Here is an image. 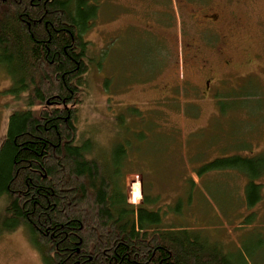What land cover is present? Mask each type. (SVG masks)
Masks as SVG:
<instances>
[{
    "label": "trees",
    "instance_id": "16d2710c",
    "mask_svg": "<svg viewBox=\"0 0 264 264\" xmlns=\"http://www.w3.org/2000/svg\"><path fill=\"white\" fill-rule=\"evenodd\" d=\"M98 8L88 0H0V71L23 107L9 115L0 146V237L26 229L44 264H264L261 232L259 248L243 243L228 251L189 226L187 206L197 193L192 177L184 178L187 193L175 204L162 208L151 193H144L140 205L128 202L125 185L119 186L127 177L123 168L146 144L143 131L152 129L116 142L109 162L92 138L80 140L78 108L91 61L85 34ZM227 93L218 102L223 119H230V110L237 109L230 105L238 99L256 100L243 85ZM234 145L238 154L200 161L195 173L200 179L237 172L245 180L244 207L253 210L264 199V153L243 152L253 146L245 135ZM201 148L194 147L191 159H199ZM255 220L246 215L242 225Z\"/></svg>",
    "mask_w": 264,
    "mask_h": 264
},
{
    "label": "rangeland",
    "instance_id": "374dc122",
    "mask_svg": "<svg viewBox=\"0 0 264 264\" xmlns=\"http://www.w3.org/2000/svg\"><path fill=\"white\" fill-rule=\"evenodd\" d=\"M185 1L88 0L89 5L99 6V13L85 34L91 61L87 91L78 108L79 138H92L97 153L109 162L116 142L125 140L128 133L152 129V133L143 131L146 144L128 157L129 164L123 168L127 177L120 179L119 186L125 185L128 202L140 205L144 193H151L159 197L162 208L175 204L187 193L184 178L192 177L197 193L187 206L189 226L201 229L228 251L242 249L243 243L259 248L260 232L264 239V199L250 210L243 203L245 180L237 172L211 173L199 179L195 169L211 158L238 154L234 143L242 135L253 145L243 152L264 153V0L191 1L207 11L219 7L232 24L227 55L234 66L228 69L222 65L224 57L202 39L204 31L213 40L222 32L216 30L217 25L203 30L191 18ZM196 42L214 69L200 77L194 74L200 62L189 52ZM10 84L8 75L0 71V146L9 115L23 108L8 92ZM240 85L245 92L256 93V100L238 99L230 105L237 109L229 107L230 119L221 118L219 100ZM120 117L124 123L118 122ZM198 133V138L193 137ZM198 144L206 149L199 150V159H191ZM213 144L215 148L208 149ZM260 183L264 194V177ZM250 214L256 220L243 226ZM261 250L254 254L255 261L262 256ZM0 264L44 263L27 230L19 229L0 237Z\"/></svg>",
    "mask_w": 264,
    "mask_h": 264
},
{
    "label": "flooded vegetation",
    "instance_id": "af4514ba",
    "mask_svg": "<svg viewBox=\"0 0 264 264\" xmlns=\"http://www.w3.org/2000/svg\"><path fill=\"white\" fill-rule=\"evenodd\" d=\"M191 1L193 2L194 0L185 1V6L189 9L191 18H193V20L197 22L203 30L206 29L207 26L214 27L215 25H217L216 30L219 29L220 32H222V35H219L220 39L217 38L216 40L215 38V40H213L212 35L204 31V34L202 35L203 44L206 45L209 49H214L215 52L219 54V56L224 57V62L222 63V65L227 69L231 68L232 66H234V60L231 56L227 55V52L230 44L232 43V24L225 18L224 12L219 7L208 8L207 11L206 9H204V7H197L195 4L191 5ZM221 27H223L222 30ZM205 40L206 42H204ZM189 48L191 49L189 52L193 60H195L197 63L200 62L199 64L201 65V68L199 67V65L194 66V70L196 69L194 74L197 73V77H200L199 75H202V72L208 71L212 73L214 71L213 65L211 64L209 56L204 52V48H202L200 44H198V42L190 45ZM211 81L212 80L210 78L206 80L205 96H207L208 89H210L209 87Z\"/></svg>",
    "mask_w": 264,
    "mask_h": 264
}]
</instances>
